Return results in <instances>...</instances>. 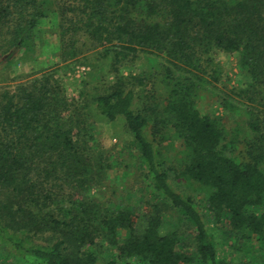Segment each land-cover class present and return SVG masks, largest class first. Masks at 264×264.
<instances>
[{
    "label": "trees",
    "instance_id": "1",
    "mask_svg": "<svg viewBox=\"0 0 264 264\" xmlns=\"http://www.w3.org/2000/svg\"><path fill=\"white\" fill-rule=\"evenodd\" d=\"M50 15L61 61L91 48L111 59L102 90L75 98L56 69L11 74ZM213 50L238 52L246 88L216 87ZM141 53L159 58L157 72L118 74ZM204 90L244 116L241 140L201 111ZM92 110L132 135L138 197H86L115 166L88 129ZM180 179L205 189L209 217ZM219 223L232 244H257L251 258L219 255ZM31 262L264 264V0H0V264Z\"/></svg>",
    "mask_w": 264,
    "mask_h": 264
},
{
    "label": "rangeland",
    "instance_id": "2",
    "mask_svg": "<svg viewBox=\"0 0 264 264\" xmlns=\"http://www.w3.org/2000/svg\"><path fill=\"white\" fill-rule=\"evenodd\" d=\"M37 47L35 54L25 61L19 60L16 70L11 74L15 75L18 80L28 78V75L40 71L56 69L58 77L67 89L68 93L75 98L79 92H88L94 94V85H99L102 90V84L113 81L114 73L112 70V61L110 58H97V50L87 49L78 58L64 62L60 60V36L58 29L57 17L50 15L43 19L36 28ZM89 45V44H88ZM212 57V66L220 70V81L216 87L229 89L230 87L246 88L251 82L249 74L239 65L238 52H224L213 50L210 54ZM159 58L147 53H141L133 61L125 62L119 67L118 74L130 76L139 74L143 70L148 73H155L159 68ZM10 74V75H11ZM203 97L199 101V107L202 112L218 116L222 119L223 125L231 135H237L241 140L242 135L237 134L236 129H246L243 123L244 116L238 112L226 111L220 104V100L215 96L216 92L204 90ZM216 93V94H214ZM90 122L88 129L91 132L94 142L98 147L104 149L109 155L115 166L108 170V178L105 183L92 186L86 197L88 199L106 202L120 201V197H138L141 195L139 183V173L137 169L138 151L133 143V138L126 128L122 119L109 121L104 117L90 111ZM181 148L180 142L174 140L173 147L170 148V155H175ZM173 186L183 193L194 197L200 211L209 217L206 209V191L195 182H188L184 179L172 181ZM144 189V188H143ZM216 238L218 242V253L224 258L240 257L244 259L251 258L253 252L249 250L253 245L250 242L239 241L232 244V239L227 233L226 225L218 224L215 227ZM254 246H257L255 243ZM252 246V247H254ZM35 264V263H29Z\"/></svg>",
    "mask_w": 264,
    "mask_h": 264
}]
</instances>
